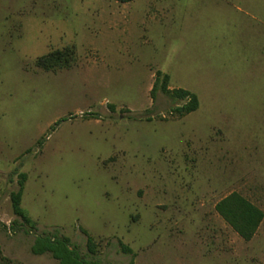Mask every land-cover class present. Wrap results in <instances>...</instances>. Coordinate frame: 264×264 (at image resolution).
<instances>
[{
    "label": "rangeland",
    "instance_id": "rangeland-1",
    "mask_svg": "<svg viewBox=\"0 0 264 264\" xmlns=\"http://www.w3.org/2000/svg\"><path fill=\"white\" fill-rule=\"evenodd\" d=\"M67 47L71 67L37 66ZM158 71L200 108L172 116L185 101L152 98ZM20 173L32 231L13 226ZM233 192L264 211V0H0L9 264H59L32 254L42 233L103 264H264V221L245 241L216 211Z\"/></svg>",
    "mask_w": 264,
    "mask_h": 264
},
{
    "label": "trees",
    "instance_id": "trees-1",
    "mask_svg": "<svg viewBox=\"0 0 264 264\" xmlns=\"http://www.w3.org/2000/svg\"><path fill=\"white\" fill-rule=\"evenodd\" d=\"M121 4H128L133 0H115ZM76 52L74 47H67L63 50H55L47 55L37 59V66L47 72L56 71L58 69L69 68L75 60ZM171 78L168 74L161 71L157 72V80L151 91L152 98L156 99L158 90H162L167 96L174 100L185 101L183 105H178L171 110V115L175 118L182 119L200 108V99L198 95L190 90L182 88L171 89ZM67 119H63L65 121ZM59 121V122H62ZM57 122V124H59ZM42 144V142H39ZM27 174L20 173L18 179V190L12 192L11 201L14 214L21 220L18 224L14 222L13 226L29 227V231L36 230L37 223L27 214L22 206L23 196ZM216 206L217 213L225 220V222L245 241H251L258 233L263 221L264 211L243 196L241 193L233 192L220 200ZM14 228V227H13ZM87 236V248L92 256L98 253V244L89 232L82 229ZM121 249L126 254H133V250L119 242ZM31 252L35 256L50 255L57 260L59 264H103L99 260L87 259L81 257L78 247L72 243L67 236H59L58 234L42 233L36 236ZM0 262L1 264H9V260L3 256L2 247L0 245Z\"/></svg>",
    "mask_w": 264,
    "mask_h": 264
}]
</instances>
